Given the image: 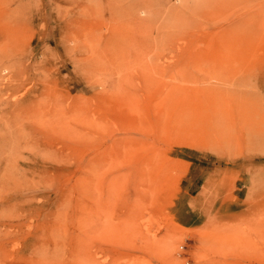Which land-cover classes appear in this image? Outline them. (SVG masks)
Segmentation results:
<instances>
[{"label":"rangeland","instance_id":"rangeland-1","mask_svg":"<svg viewBox=\"0 0 264 264\" xmlns=\"http://www.w3.org/2000/svg\"><path fill=\"white\" fill-rule=\"evenodd\" d=\"M0 264H264V0H0Z\"/></svg>","mask_w":264,"mask_h":264},{"label":"bare ground","instance_id":"bare-ground-1","mask_svg":"<svg viewBox=\"0 0 264 264\" xmlns=\"http://www.w3.org/2000/svg\"><path fill=\"white\" fill-rule=\"evenodd\" d=\"M141 22H142V20H141V21H139L138 23H141ZM144 22H145V21L143 20V22H142V23L144 24ZM145 24H146V22H145ZM148 63H150V62H148Z\"/></svg>","mask_w":264,"mask_h":264}]
</instances>
